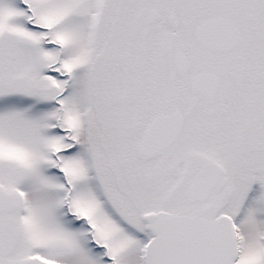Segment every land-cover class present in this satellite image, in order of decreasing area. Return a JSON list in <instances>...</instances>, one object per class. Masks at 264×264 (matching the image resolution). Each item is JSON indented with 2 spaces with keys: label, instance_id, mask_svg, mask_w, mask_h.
<instances>
[{
  "label": "snow or ice",
  "instance_id": "6c2138e0",
  "mask_svg": "<svg viewBox=\"0 0 264 264\" xmlns=\"http://www.w3.org/2000/svg\"><path fill=\"white\" fill-rule=\"evenodd\" d=\"M0 264H264V0H0Z\"/></svg>",
  "mask_w": 264,
  "mask_h": 264
}]
</instances>
